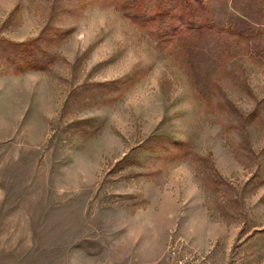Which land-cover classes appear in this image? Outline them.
<instances>
[{"label":"rangeland","instance_id":"1","mask_svg":"<svg viewBox=\"0 0 264 264\" xmlns=\"http://www.w3.org/2000/svg\"><path fill=\"white\" fill-rule=\"evenodd\" d=\"M123 1L0 0V264H264V0Z\"/></svg>","mask_w":264,"mask_h":264},{"label":"trees","instance_id":"2","mask_svg":"<svg viewBox=\"0 0 264 264\" xmlns=\"http://www.w3.org/2000/svg\"><path fill=\"white\" fill-rule=\"evenodd\" d=\"M182 2L194 3L197 5L198 10L193 14L188 9H176L175 6H169L168 1L165 3H159L155 8H151L150 4H147L143 0H124L121 3H117L118 8L122 11L125 18L136 22L146 27L152 34L153 37L160 35L157 39L162 42L174 41L176 38H183L188 36L190 31L201 32L204 25L202 16H206L208 8L206 0H181ZM179 11V13H177ZM177 17L174 20L173 18ZM169 22L168 29L159 32L161 23ZM157 28V30H156ZM155 29V30H154ZM155 31V32H154ZM161 33V34H159ZM36 41H27L20 44H13L14 48L19 50L21 54L20 62L22 63V71H40L46 68V64L42 61L34 60L30 58V53L22 56L23 53L30 52L26 49L33 48V54H36L35 50Z\"/></svg>","mask_w":264,"mask_h":264}]
</instances>
